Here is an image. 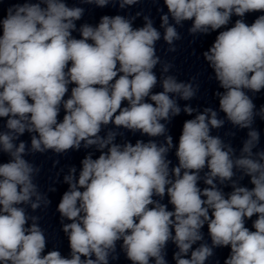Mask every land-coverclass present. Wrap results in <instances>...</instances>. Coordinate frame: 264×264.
<instances>
[{"label":"clouds","instance_id":"clouds-1","mask_svg":"<svg viewBox=\"0 0 264 264\" xmlns=\"http://www.w3.org/2000/svg\"><path fill=\"white\" fill-rule=\"evenodd\" d=\"M139 2L80 0L120 9ZM163 2L160 27L170 52L185 21H192L191 35L226 29L203 57L223 89L215 93L220 112L234 127L248 129L239 155L212 134L226 122L216 110L179 105L192 100L199 86L168 74L172 65L156 53L161 32L150 16H143L142 27L133 26L142 15L137 12L104 15L95 26L77 28L85 9L66 0L12 4L0 19V153L9 157L0 163V264H110L119 258L118 243L131 264H168L169 242L177 249L175 264H206L222 247H230L224 264H264V149L253 127L257 116L264 120V105L257 110L248 94L264 90V14L250 25L244 20L248 13H264V0ZM233 16L238 19L227 27ZM158 83L162 91L154 92ZM181 111L196 115L183 123L175 146L167 124ZM109 125L115 128L101 135ZM119 129L150 139L117 143ZM25 133L31 134L30 147L20 139ZM157 137L163 142L152 139ZM81 147L100 154L82 159L78 177L75 167L64 176L68 190L57 211L70 255L45 253L40 217L26 206L36 211L50 201L34 183L40 169L25 157ZM173 147L175 166L168 159ZM245 177L253 187L240 183ZM165 196L173 210L162 203ZM254 216L250 230L246 221ZM205 225L211 243L205 242Z\"/></svg>","mask_w":264,"mask_h":264}]
</instances>
